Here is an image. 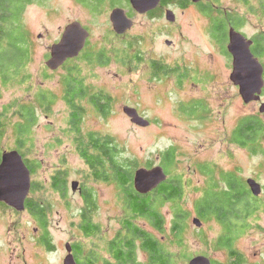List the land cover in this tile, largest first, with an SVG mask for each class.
I'll list each match as a JSON object with an SVG mask.
<instances>
[{
    "label": "rangeland",
    "instance_id": "1",
    "mask_svg": "<svg viewBox=\"0 0 264 264\" xmlns=\"http://www.w3.org/2000/svg\"><path fill=\"white\" fill-rule=\"evenodd\" d=\"M101 2L100 5L94 2L90 9L79 0H45L30 3L24 10V22L33 42V57L28 68L30 79L21 86L13 84L0 89V111L7 104H14L4 118L0 156L4 151L17 149L13 123L19 116L13 114L15 103H35L34 94L38 89L52 90L57 96L56 103L49 113H44L36 104L37 120L25 145L17 150L36 165L31 174L36 189L29 197L48 203L47 227L54 248L48 250L38 242L42 230L29 211H15L0 205V264H63L66 242L80 243L85 251L95 249L101 256L108 257L106 245L120 230V219L124 217L123 194L117 184L87 178L89 169L79 154L74 134L68 130L69 110L60 98L62 87L59 83L66 69L53 72L48 69L50 77H42L51 45L60 39L65 26L72 21H79L89 29L90 46L98 50L103 48L109 60L105 64H91L81 57L70 62V66L76 65L86 83L93 89L104 90L113 99L105 117L85 102L86 114L79 126L82 133L92 131L113 136L123 147V156L138 167L162 165L163 151L171 146L176 149L175 163L168 176L181 175L187 181L181 202L191 212L187 232L190 257L178 260L177 264H187L196 255L208 256L219 264H232L233 260L228 251L216 250L213 246V240L221 232L217 222L211 220L203 225L202 234L192 223L194 201L201 195L206 180L195 170L196 163L215 166L217 179L223 169L233 171L242 181L252 177L261 184L262 192L256 198L262 203L254 215L246 218L245 232L236 239L234 247L242 255L243 264H264V142L259 151L253 153L248 147L233 144L228 137L245 116L258 115L264 121V113L259 111L264 102V86L259 100L243 101L238 86L229 78L232 57L226 56L213 39L208 16L196 4L184 8L172 6L173 22L165 18L164 10L160 17L135 13L134 26L125 35L118 36L111 28L109 14L114 6L126 10L128 7L122 0ZM203 2L217 4L220 10L235 8L244 12L245 9L237 0ZM240 31L251 39L261 30L259 25L246 22ZM167 39L171 40L170 44H166ZM150 59H159L179 71L154 79ZM259 60L264 67V56ZM181 71L183 82L178 84L177 75ZM193 99L205 103L209 110L207 117L188 119L179 110L181 102ZM123 105L135 107L150 124L146 127L133 124L123 112ZM203 110H199L200 113ZM57 172H64L66 178L65 198L51 187V178ZM72 181H78V187L88 186L94 191L96 204L91 212L92 221L100 226V231L93 236L85 237L79 229L84 203L78 188L71 189ZM162 211L169 220L170 204L166 203ZM135 223L154 231L143 218L135 219ZM137 256L140 261H146V254L140 249Z\"/></svg>",
    "mask_w": 264,
    "mask_h": 264
},
{
    "label": "trees",
    "instance_id": "2",
    "mask_svg": "<svg viewBox=\"0 0 264 264\" xmlns=\"http://www.w3.org/2000/svg\"><path fill=\"white\" fill-rule=\"evenodd\" d=\"M44 1L0 0V89L13 84L21 86L29 81L28 68L33 57V42L24 22L23 13L28 4ZM79 1L93 7L94 2L102 0ZM215 1L218 2V0ZM237 1L245 7L244 12L235 8L220 10L219 5L205 4L203 0L197 3L191 0H162L165 6L174 4L181 8L196 4L202 13L208 16L210 34L228 57L231 55L225 45L228 28L234 27L240 31L246 22L259 25L260 33L251 38V51L259 59H262L264 56V0ZM94 47V45L90 46L88 42L82 53L66 60L58 68L66 69L59 80L62 87L60 98L69 110L68 130L74 134L79 154L89 169L87 178L90 177L89 179L93 181L115 182L123 194L125 211L124 217L120 219V230L106 245L108 257L101 256L95 249L85 251L80 243L74 242L72 248L76 262L77 264H177L180 259L187 260L190 257L187 253V232L191 212L181 202L187 181H184L181 175L168 176V172L175 163V147L171 146L162 153L161 164L167 173L166 180L147 194H140L136 192L132 183L133 173L138 165L123 156V147L118 144L115 138L92 131H83L82 133L79 127L86 114L85 102L97 114L105 117L109 114L113 101L109 93L102 89H93L90 84L86 83L85 79L80 76L76 65L70 66V62L81 57L87 63L105 64L108 59L105 50L103 48L98 50ZM149 63L154 79L164 78L167 73L179 71L178 68L169 67L159 59H150ZM46 68L43 70L42 77L44 79L50 77L49 68L47 66ZM182 71L177 75L176 82L178 84L183 82L181 81L184 75ZM185 71L188 70L185 69ZM56 98L57 96L52 90L40 88L34 94L33 101L35 103L32 101L15 103L16 109L13 114L19 116L18 121L13 123L17 149L25 145L31 127L37 120L36 104L44 113H49L56 103ZM12 105L14 104H7L0 111V138L5 125L4 118L7 117V112ZM203 108L204 110L200 113L199 110ZM179 110L188 119L195 118V120L207 117L205 115L209 111L200 99H193L187 103L181 102ZM228 137L233 144L241 148L248 147L253 153H256L259 151L261 142H264V121L258 115L245 116L238 121ZM23 158L33 174L36 165L24 156ZM147 167H151V165L148 164ZM195 168L206 179L201 195L194 201L195 216L199 217L202 222L199 233H204L203 225L206 223L211 220L217 222L221 226V232L213 240L214 248L228 251L233 259L232 264H243L242 255L234 247V243L245 232L246 218L254 215L262 202L250 193L247 183L237 177L233 171L221 169L219 171L220 178L217 179L214 175L215 166L208 163H196ZM51 187L62 198L66 197L64 172H57L52 176ZM35 189L36 186L31 181L29 193ZM81 196L84 205L80 211L79 229L85 237H90L100 231V226L92 221L91 212L96 204L94 191L87 186L83 188ZM166 203L170 204L169 220L162 211ZM0 205L8 206L3 202H0ZM24 210L29 211L37 222V227L42 230L38 242L46 249L52 250L54 244L47 227L48 203L34 200L28 194ZM138 218L146 220L154 231L147 230L135 223V219ZM138 249L146 254L145 262L138 259ZM212 263L219 264L214 260Z\"/></svg>",
    "mask_w": 264,
    "mask_h": 264
},
{
    "label": "water",
    "instance_id": "3",
    "mask_svg": "<svg viewBox=\"0 0 264 264\" xmlns=\"http://www.w3.org/2000/svg\"><path fill=\"white\" fill-rule=\"evenodd\" d=\"M161 0H129L131 6L140 14L154 9ZM194 3L200 0H191ZM166 19L173 22L175 14L173 10L167 9ZM110 21L113 30L117 34H123L133 26L132 18L128 17L125 10L115 7L110 13ZM89 32L79 21L68 23L60 39L50 47L49 58L45 64L50 70L58 69L66 60L78 56L85 46ZM170 44L171 40H166ZM252 40L248 39L241 31L234 27L228 28L227 50L232 56V71L230 80L238 86L239 94L245 103L257 101L264 86V67L259 58L251 51ZM123 112L130 121L141 127H146L150 121L143 117L138 110L129 105H123ZM259 111L264 113V102H261ZM167 173L162 165L152 167H138L133 173V186L136 192L147 194L165 181ZM246 183L254 196L262 192V186L255 178L249 177ZM79 185L78 181L71 182V188L75 191ZM31 188V172L22 154L17 149L4 151L0 158V202L12 207L17 211L25 209V200ZM79 190V189H78ZM192 223L200 228L202 222L199 217L194 216ZM67 251L63 264H77L73 254L71 242H66ZM187 264H213L212 260L205 255H196L189 259Z\"/></svg>",
    "mask_w": 264,
    "mask_h": 264
},
{
    "label": "flooded vegetation",
    "instance_id": "4",
    "mask_svg": "<svg viewBox=\"0 0 264 264\" xmlns=\"http://www.w3.org/2000/svg\"><path fill=\"white\" fill-rule=\"evenodd\" d=\"M123 2H124V5L126 6V7H128V10H126L124 7H121V6H114V7H112V9L113 8H115V7H121V8H123L124 10H125V12H126V14H127V16L128 17H130V18H132V20H133V14H135V13H137V14H139V15H146V16H148V17H155V16H158V17H160L161 16V14H162V12H163V10H164V16H165V18H166V11H167V9H171V8H173L172 6H174V4H170V5H168V6H165L164 4H163V2H162V0L159 2V4L154 8V9H152V10H150V11H148V12H146V13H143V14H140V13H138L137 11H135L134 9H133V7L131 6V4H130V2H129V0H122ZM100 2H96L95 4H99ZM102 3V2H101ZM100 3V4H101ZM99 4V5H100ZM90 7V9H93V7H91V6H89ZM181 8V7H180ZM171 10H173V9H171ZM174 12V11H173ZM111 13V12H110ZM175 14V13H174ZM109 19H110V14H109ZM169 21V20H168ZM171 22V21H170ZM81 23V22H80ZM112 24V23H111ZM112 26V25H111ZM133 26H134V20H133ZM132 26V27H133ZM84 28H86L85 26H83ZM131 27V28H132ZM112 28V30H113V27H111ZM87 30H88V32H89V36H88V38L86 39V42H85V46L83 47V49L81 50V52L80 53H82L85 49H86V47H87V45H88V42H89V39H90V31H89V29L88 28H86ZM130 30V29H129ZM129 30H127L125 33H123V34H117L114 30H113V32L114 33H116L118 36H123V35H125ZM227 39H228V37H227ZM226 45V44H225ZM226 48H227V45H226ZM228 51V50H227ZM231 56V55H230ZM232 57V56H231ZM0 158H1V156H0ZM79 190V193L81 194L82 193V191H83V188L82 187H79L78 188Z\"/></svg>",
    "mask_w": 264,
    "mask_h": 264
}]
</instances>
